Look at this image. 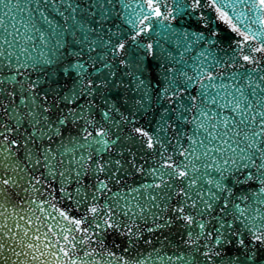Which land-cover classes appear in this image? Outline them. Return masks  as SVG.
<instances>
[{
  "label": "water",
  "instance_id": "water-1",
  "mask_svg": "<svg viewBox=\"0 0 264 264\" xmlns=\"http://www.w3.org/2000/svg\"><path fill=\"white\" fill-rule=\"evenodd\" d=\"M70 2L80 5L76 19L96 30L89 34L90 40L101 37L104 40L111 38V43H116L117 36L113 33H119V39L125 43L128 55L121 54L115 60L109 59L112 68L106 69L102 59H97L93 63L89 56H103L107 49L97 47L95 51L89 53L87 51L89 45L73 43L74 37L80 38V31H75L74 36L65 33V59L76 60L77 57L69 56L67 53L81 52V48L84 49L80 62L85 64L87 75L83 77V81L87 84L91 79L93 89L90 96L78 98V103L84 106L85 117L68 123L62 128L63 135L54 136L52 140L36 138L40 136V133L30 124V117L27 115L33 105L30 102L20 103L22 98L28 97L27 92L23 93V97L21 96L20 84H10L5 79V82L0 85L2 89L0 105L8 109L5 111L4 107H0V132H4L7 136V140L0 136V149H11L17 157V162L23 161L27 165L25 172L20 173L19 176L11 173L13 180H19V183L0 197V213H2L0 231L7 234L4 242L9 246L16 244L17 241L21 242L16 249L21 252L19 258L7 249L5 252L12 257L15 264H21V261L23 264H183V261L166 259L167 256L175 257L178 252H184L185 255L191 252V249H186L184 244L187 228L182 220L176 219L173 208L180 206L185 199L178 194L181 191L190 193L193 200L197 201V208L201 207L202 202L195 195L196 189H188L186 179L175 177L169 180L167 186L162 184L159 188L146 190L143 186L160 183L158 179L160 173L153 174L151 170L164 163L167 156L172 157L171 163L177 165L186 163L185 157L180 155L181 151L197 147L192 144V140H197L198 144L197 138H204L206 133L203 130L197 131V123L201 119L198 111L200 108L210 107L214 114L217 112L216 106L204 105L201 102L202 84H209V81L205 79L206 75L218 77L215 83L219 86L221 83L232 84L231 77L234 73H243L253 67L261 69L260 73H253V80L258 75L264 74V53L251 52V49L258 46V42L264 41V27H261L259 17L251 10L244 11V17H242L244 24L248 25L251 33L256 34V39L244 45L243 53L237 50V41L242 40V37L215 20L211 26L220 33L215 38L217 43L193 42L192 36L182 37L180 34L199 33L202 30L207 34V29L200 28L199 17L207 16L211 19L215 13L204 6L203 0H201L200 8H189L179 14L176 13L177 4L174 0H160L161 12L171 10L175 18L169 17L163 20L162 17L153 16L149 21L153 30L133 40L134 29L130 24L125 23V19L142 17L145 12L141 11V8L149 10L145 0H124L123 5L116 3V0H113V5L105 3V8H112V11L104 20L100 19V9L91 7L94 0H70ZM191 2L192 0H183L180 6L183 7V4ZM41 8L53 24L58 26V30L67 27L64 18L54 10L59 9L67 17L70 9H66V5L57 0L55 4L41 5ZM244 9V5H237V13ZM89 13L95 15H89ZM12 14L18 21L16 27L22 28L19 23L21 20L28 24L29 12L14 11ZM31 15L37 27H47L39 13L33 10ZM71 23L69 21V24ZM163 25H168L170 29L175 30L176 34L165 32ZM240 26L244 27V25ZM29 29L31 30V24ZM71 31L72 29L69 28V32ZM28 34H32L35 39V52L38 55L42 47L38 38L39 33L31 30ZM20 35L22 38L26 34L22 31ZM164 36L166 38H162ZM47 38L46 32L45 39ZM185 41L189 44L187 49ZM137 44H151L152 48L146 51L144 47H137ZM242 54H254L260 61L259 65L246 64L240 59ZM121 59L129 63L121 65ZM138 61H142L147 68L143 75H140L136 66ZM242 64L243 67H241ZM180 69H183L192 79L186 80L185 75L178 71ZM21 71L24 70L21 69ZM113 71L116 74L111 77L110 72ZM49 72L54 73L55 69L52 67H48L47 70L39 67L35 70L29 69L24 72V76L28 78V83L40 81V87L36 89L40 96L32 93L37 104L44 103L40 97L47 93V105H51L54 110L59 106L61 110L66 111L60 97L69 93L75 85L70 79L65 80L59 76L50 77ZM12 75H16L17 81L21 84L25 83L24 78L13 70L0 71V79ZM136 75H140V78L146 82L148 87L146 96L142 91L137 90L138 86L134 83ZM166 76L171 80V84L169 79H165ZM97 85L100 86L97 87ZM165 89H167L166 92ZM142 96L144 99L138 104L137 101L141 100ZM192 98L195 100L193 101ZM193 103L196 107H192ZM113 105L119 108V112L111 107ZM36 111L39 112L40 109L37 108ZM104 111H110V121L106 122L102 119L101 113ZM17 113L25 118L20 124H17ZM228 114L227 111L224 112V115ZM48 115L54 120L52 112ZM193 117H196V122H193ZM124 118L127 119L124 120ZM89 121H92V124ZM38 127H43V124ZM100 127L108 130L110 141H116L110 144L108 150L99 154L102 162H108V167L98 176L94 175L92 165L98 154L94 150H89L92 158L88 161L87 171L77 177L76 170H79V165L69 171L72 165H69L67 161L73 158L79 159L82 154L87 156L88 152L85 149H79L68 156L61 157L60 150L63 149L64 144H67L69 148L72 147L69 137H75L77 143H85L82 139L84 128L95 136L96 129ZM135 127L148 131L154 139L158 134L163 147L157 145L155 149L146 148L144 138L136 137V134L131 131ZM33 132H36V137L32 136ZM29 140H35V142H28L27 147H24L23 145ZM11 141H15L21 147H16ZM46 147L50 148L51 155L56 157L55 175L50 174L43 163L42 151ZM29 150L36 151L33 159H36V156L41 157L40 165L33 167L24 159L25 153ZM196 154H199V149ZM62 158L65 160L64 164L58 162ZM202 160L203 158L200 161L193 160L192 163L200 168ZM116 161L120 163L116 164ZM191 168L192 165H189L190 177L193 175ZM61 171L65 172L63 177L60 176ZM165 171L172 170L165 169ZM203 171L201 168L200 173L195 175L199 176ZM21 176L24 179H20ZM165 179L169 178L165 177ZM29 180L31 183L28 182ZM36 180H39V183H36ZM99 180H103L108 187L101 190L93 199V194L97 193L96 184ZM196 187L205 190L207 185L198 181ZM77 188L80 189L79 195L76 192ZM245 188L251 192L256 188V183L248 182L243 186H237L235 195L243 194ZM68 193H71V196H68ZM150 194L156 195L157 198L152 200ZM191 202L188 201L189 204ZM237 202L241 203V207H247L251 198L249 197L248 202L239 200ZM105 205L111 211L113 220L120 225L119 230L107 228L104 225L103 212L98 213L95 218L89 212L92 206L104 208ZM216 207L219 205L217 204ZM229 207L231 208V205ZM129 209L131 211H128ZM185 211L191 212L198 219L207 220L209 223L206 224V231L212 229L217 223L212 216H198L195 209L186 208ZM125 212L128 214L125 215ZM213 212L215 213V208ZM261 212H264V206H261ZM72 220H81L82 223L77 225L71 223ZM227 220L232 221V216H227ZM166 221H168L166 227H157V225H164ZM98 224L100 227H97ZM193 229L198 231L195 225ZM26 232L27 235H25ZM126 232L133 234L131 242ZM213 235H215L214 231ZM206 242L209 247L212 246L210 239ZM25 245H32V247ZM65 251L68 253L67 256L64 255ZM25 252L28 253L27 256L23 255ZM33 254L36 259L32 258ZM12 261H9V264H12Z\"/></svg>",
  "mask_w": 264,
  "mask_h": 264
},
{
  "label": "snow or ice",
  "instance_id": "snow-or-ice-1",
  "mask_svg": "<svg viewBox=\"0 0 264 264\" xmlns=\"http://www.w3.org/2000/svg\"><path fill=\"white\" fill-rule=\"evenodd\" d=\"M56 2L57 0H0V71H3V69L13 70L17 75L23 77L25 82L21 84L17 81L16 75H12L0 79V85L6 79L10 84H20L22 97L24 92L28 93L27 99L22 98L20 103L27 104L30 102L33 105L27 115L30 117V124L40 133L39 137H36V132L32 133V136L37 139L47 138L52 140L54 136H61L63 135L62 128L64 126L84 118L86 115L84 106L78 103V98L92 94V80L89 79L87 84L83 81V77L87 75L85 64L80 62L84 49L81 48V52L69 51L67 55L75 56L77 59L66 60L64 52L65 33L74 36L75 31H80V38L75 39L74 37L73 43L89 45L87 48L89 53L95 51L97 47L107 49L103 56H89L93 63L97 59H102L106 69L112 68L109 59L115 60L121 54L128 55L125 43L119 39V33H113L117 36L116 43H111V38L104 40L101 37L90 40L89 34L96 30L87 27L85 22L76 19V13L80 5L73 4L70 0H59L61 4L66 5V9H70L67 17L64 16V12L54 9L64 18V23L67 26L58 30V26L53 24V21L44 14L41 8V5L47 6ZM174 2L177 4V14L189 8L201 7V0H192L190 4H183V7L180 6L183 0H174ZM105 3L113 5V0H94L91 5V7L100 9L101 20L106 19L108 13L112 11V8H105ZM116 3L123 5L124 0H116ZM145 3L148 5L149 10L141 8V11L145 12L142 17L125 19V23L130 24L134 29L133 40L137 36L153 30L149 23L153 16L162 17L163 20H167L169 17L175 18L172 11L167 10V5L164 6L167 11L161 12L160 0H145ZM203 4L215 13V16L211 19L207 16L199 17L201 21L200 28L207 29V34L202 30L199 33H181L182 37L192 36L193 42L205 41L209 44H215L217 43L215 38L220 33L211 25L213 20L219 21L226 25L231 32L242 37V40L237 41V50L243 53L244 45L250 40L254 41L256 39V34L251 33L248 25L244 24V19H242L244 11L251 10L259 17L261 27H264V0H203ZM10 5H13V7H10ZM237 5H244L245 9L237 13ZM33 10L39 13L41 19L47 25L46 28L37 27L31 15ZM14 11L16 13L29 12L28 24L23 23L21 20L19 23H21L22 28L16 27L18 21L16 16L12 14ZM89 15L95 14L89 13ZM115 15H119V13H115ZM69 21L72 23L69 24ZM29 24H31V30L39 33L38 38L42 47L38 55L35 52V39L32 34H28L31 31ZM240 25H244V27L242 28ZM69 28L72 29L71 32H69ZM163 30L171 32L173 35L176 34L175 30L170 29L168 25H163ZM22 31L26 35L21 38ZM46 32L48 33L47 39H45ZM162 38H166V36ZM157 43L159 44V42ZM137 47H144L148 51L152 48V45L137 44ZM185 48H189L187 41H185ZM251 52L264 53V41L258 42V46L251 49ZM240 59L249 65H259L260 63L254 54H242ZM127 63L129 62L124 59L120 60L121 65ZM136 66L140 75L147 71L142 61H138ZM243 66L242 64L241 67ZM38 67L44 70L52 67L55 72H49L50 77L59 76L65 80L70 79L75 85L69 93L60 97L66 111L61 110L59 106L54 110L51 105H47V93L40 97L44 103H36V98L32 93L40 96V93L36 92V89L40 87V81L36 80L28 83V78L24 76V72L29 69L35 70ZM21 69L24 71H21ZM178 71L185 75L186 80L192 79V77L187 76L183 69ZM260 72L259 67H253L243 73H234L231 77L232 84L221 83L219 86L215 83L218 77L210 74L206 75L205 79L209 81V84H202L200 96L203 99L201 102L204 105L216 106L217 112L214 114L213 109L210 107L199 109L198 115L201 119L197 123V131L203 130L206 133L204 138H197L198 144L197 140H192V144L197 145V147L181 151L180 155L185 157L186 163L182 162L180 165L171 163L172 157L167 156L164 163L151 170L153 174L160 173L158 177L160 183L143 186L145 190L159 188L162 184L167 186L169 180L173 177L186 179L188 189L195 188V195L202 202V206L197 208V201L193 200L190 193L185 191L178 193L184 196L185 199L180 206L173 208V212L176 213V219L182 220L187 228V238L184 240V244L186 249H191V252L187 255L184 252H178L175 257L167 256L168 261L175 259L183 261V264H264V212H261V206H264V74L258 75L255 80L252 78L253 73ZM115 74L114 71L110 72L111 77H114ZM140 75L134 76V83L138 86L137 90L142 91L146 96L148 87L146 82L140 78ZM165 79L169 78L166 76ZM169 83L171 84L170 79ZM99 86L97 85V87ZM214 89L215 91H213ZM166 91L167 89H165ZM143 99L144 96L137 103L139 104ZM192 99L195 100V98ZM0 107H4L5 111L8 110L6 106L0 105ZM111 107L115 108L114 105ZM192 107H196V105L193 103ZM37 108L40 109L39 112L36 111ZM115 111L119 112V108H115ZM225 111L229 114L224 115ZM50 112L53 113L54 120L48 115ZM17 116V124H20L25 118L20 117L18 113ZM101 116L106 122L111 120L110 111L102 112ZM126 119L124 118V120ZM192 119L193 122H196V117ZM89 123L92 124V121H89ZM41 124H43V127H38ZM161 129L163 130V125H161ZM131 131L136 134V137L144 138L146 148L155 149L157 145L163 147L158 134L154 139L153 135H150L148 131L141 127H135ZM0 136L7 140L4 132H0ZM82 139L85 143H77L75 137H69L68 140L72 147L69 148L67 144H64L63 149L60 150V155L65 157L72 154L74 150L78 151L79 149H85L88 152L87 156L82 154L79 159L73 158L67 161L69 165H72L69 171L74 170L75 166L79 165V170H76V176L79 177L86 173L88 161L92 158L89 150H94L98 155L92 167L94 175L98 176L108 167V162H102L99 154L108 150L110 144H114L116 141H110L109 132L103 127L96 129L95 136L92 135V132L87 131V128H84ZM28 142L34 143L35 140L26 141L23 146L27 147ZM11 143L16 147H21L15 141H11ZM198 149L199 154L197 155ZM51 151L50 148H44L42 159L49 173L55 175L54 162L56 157L51 155ZM34 155H36V151L29 150L25 153L24 159L31 163L33 167H36L41 164V157L36 156V159H33ZM161 156L163 157V152ZM201 158L203 160L200 168H197L192 161H200ZM58 162L64 164L65 160L62 158ZM119 163V161H116V164ZM189 165H192L193 175L191 177L189 176ZM26 167L27 165L23 161L17 162V157L11 152V149H0V197H3L9 189H14V185L19 183V180H13L11 173L19 176L20 173L25 172ZM201 168L204 171L199 176L195 175V173H200ZM165 169H171L172 171L167 172ZM64 175L65 172L61 171L60 176L63 177ZM165 177L169 179H165ZM20 179H24V177L21 176ZM198 181L207 185V188L205 190L197 188ZM28 182L31 183V180ZM248 182L256 183V188L251 192L245 188L243 194L240 196L235 195L237 186H243ZM36 183H39V180H36ZM107 187L103 180H99L96 184L97 193L93 194V199H95L96 194L107 189ZM76 192L79 195L80 189L77 188ZM67 195L71 196V193ZM249 197L251 202L247 204V207H241V203L237 202L238 200L248 202ZM150 198L155 200L157 197L150 194ZM188 201H192L191 204ZM217 204L219 207H216ZM229 205H231V208ZM186 208L195 209L198 216L201 217L205 215L212 216L217 223L213 225L212 229L206 231V224L209 222L198 219L191 212H186ZM214 208L215 213L213 212ZM128 211H131V209ZM89 212L94 218L98 213L103 212L105 215L104 225L107 228L119 230L120 225L113 220L112 213L108 210L107 205L104 208L92 206L89 208ZM127 214L125 212V215ZM61 215H64V213H61ZM229 215L232 216V221L227 220ZM71 223L79 225L82 221L72 220ZM167 225L168 221L164 225H157V227H166ZM194 225L198 231H194ZM97 227H100V225L98 224ZM213 231L215 235H213ZM125 234L130 237L129 242H131L133 234L131 232ZM6 235V233L0 231V264H9V261H12V257L6 254L5 249L14 253L18 258L21 256V252L16 251L21 242L17 241L16 244L9 246L4 242ZM25 235H27V232ZM36 239H39V237H36ZM208 239L212 241L211 247L206 242ZM25 246L32 247V245ZM23 255L27 256L28 253L25 252ZM64 255H68L67 251L64 252ZM32 258L36 259V256L33 254ZM12 264H15V261H12ZM21 264H23V261H21Z\"/></svg>",
  "mask_w": 264,
  "mask_h": 264
}]
</instances>
